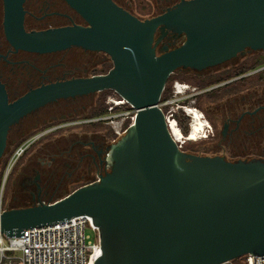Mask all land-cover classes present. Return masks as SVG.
<instances>
[{"label":"water","instance_id":"obj_1","mask_svg":"<svg viewBox=\"0 0 264 264\" xmlns=\"http://www.w3.org/2000/svg\"><path fill=\"white\" fill-rule=\"evenodd\" d=\"M66 1L89 27L27 33L24 0H5L10 43L39 53L102 51L113 68L43 86L13 105L2 101L0 158L11 125L60 99L112 90L137 110L135 123L112 146L110 171L99 181L54 202L4 210L0 233L25 237V230L87 216L100 228L95 264H226L264 256V160L186 154L160 107L178 70H204L246 50L264 53V0H192L147 21L112 0ZM160 25L185 33L186 42L157 54Z\"/></svg>","mask_w":264,"mask_h":264},{"label":"flooded vegetation","instance_id":"obj_2","mask_svg":"<svg viewBox=\"0 0 264 264\" xmlns=\"http://www.w3.org/2000/svg\"><path fill=\"white\" fill-rule=\"evenodd\" d=\"M112 1L140 21H147L175 11L184 2L192 0ZM23 9V24L27 33L90 26L66 0H24ZM5 14V0H0V114L4 100L13 105L43 86L105 74L108 54L102 51L80 47L49 53L16 49L7 37ZM186 40L185 33L169 25H160L155 32L154 47L160 55L182 46ZM254 52L246 50L243 55L204 70L180 69L185 72L184 75L197 81L193 87L187 85L188 89L179 96L181 104L178 97L176 103L180 112H185L188 107L198 110L199 105L205 111L204 117H210L215 126V129H207L206 136L199 141L186 139L183 152L196 156H219L231 162L258 160H248L245 154L259 149L264 143V65L239 62L255 56ZM91 64L102 66L101 72L90 75L88 66ZM83 97L49 103L11 125L5 152L0 158V176L11 154L8 151L17 150L19 155L10 200L0 202L4 210L27 208L65 198L80 187L99 181L110 171L112 146L119 140L109 142L107 138L89 137L88 132L79 136L73 131L80 129L76 126L97 130V124H91L93 120L77 119L87 109V105L79 101ZM213 98L224 101V107L217 115L210 114L209 109L200 105V102L203 104ZM214 103L210 102V105ZM187 117L190 126L191 117ZM201 141L216 142L218 151L222 152L204 155L189 148ZM224 151H230L231 157ZM77 184L82 185L75 188Z\"/></svg>","mask_w":264,"mask_h":264},{"label":"built area","instance_id":"obj_3","mask_svg":"<svg viewBox=\"0 0 264 264\" xmlns=\"http://www.w3.org/2000/svg\"><path fill=\"white\" fill-rule=\"evenodd\" d=\"M187 89V84L176 82L173 85V94L165 101H161L160 105L165 113L169 131L181 150L186 139L192 141L191 138L194 135H198L200 138L206 136L205 128L199 131L194 128L196 123L194 111H198L192 107L185 108L186 114L191 117L188 135L177 140L178 138L173 132L175 127L181 131L177 117L180 107L178 104L175 106V104L177 98ZM110 102L113 105L110 112H113L116 108L130 106V112L125 115H132L129 127L135 123L137 110L125 99L120 97L118 100L110 99ZM168 107L169 109H167ZM200 114L204 118L203 113ZM204 126L210 130L212 128L207 121ZM127 131L128 129L123 130L121 127L117 134L122 135ZM3 211L4 209L0 204V213ZM88 228L96 233L95 241L92 240L91 235L87 234ZM100 250V228L95 225L92 217L87 216L75 217L61 223L25 230V237H9L0 233V264H4L5 261L6 264H95ZM245 257H247V264H264V256L246 255Z\"/></svg>","mask_w":264,"mask_h":264},{"label":"rangeland","instance_id":"obj_4","mask_svg":"<svg viewBox=\"0 0 264 264\" xmlns=\"http://www.w3.org/2000/svg\"><path fill=\"white\" fill-rule=\"evenodd\" d=\"M256 54H254L255 56H251L249 58H247L246 60H239L240 61H247V62H251V63H257V61L263 59L264 53L262 51H256L254 52ZM256 56H262L259 59H253V57ZM235 61V60H233ZM231 61V62H233ZM237 61V60H236ZM238 62V61H237ZM106 65H112L111 69L113 68V62L110 58V56L108 55V60H107V64ZM89 68V74L93 75L96 73H100L101 69L103 68L102 66H100L99 64H91L90 66H88ZM107 74V73H105ZM185 72L177 71L175 74H173L171 76V82L167 83L166 88H170L171 93L170 96L173 94V85L176 82H179L181 84H187V85H191L192 87L197 85V81L193 78H191L190 76L184 75ZM246 94V93H245ZM244 94V95H245ZM110 99L112 100H118L120 99V96L112 90H106L100 93H96V94H91L88 96H85L83 98H80L79 101L82 104H86L87 105V109L83 110L82 113L78 116L77 119L80 120H86V119H91L93 120V123H95V125L97 126V130L96 131H90L87 130V128H81L80 126H76L79 127L80 129H74V132L79 133V136H81L84 133H89V137H101L103 140L104 138H107V140L109 142H114V140L118 141L120 140L125 134L122 133V135H118L117 131L121 130V127L123 128V130L128 129L130 123H131V114L129 115H125L128 112H130V106H124L121 108H116L113 112H110L111 108H112V103L110 102ZM178 99V98H177ZM179 104H181L180 101V97H179ZM210 102H215L213 106L210 105ZM175 104V103H174ZM209 104V105H208ZM200 105L206 109H209V113L212 115H217L221 109L224 107V101L222 98L220 99H216L213 98V100H209L206 103L200 102ZM102 106H105L106 109L105 111L107 112L106 114L100 116V117H94V112L98 111ZM175 106H177V103L175 104ZM197 111L200 113L205 114V111L199 107V105H197ZM210 107H212V109H210ZM177 117H185L188 118L186 113L181 110V112L179 113V116ZM77 120V121H80ZM204 123L207 121L209 122V124L211 125L212 128L215 129L214 123H212L210 117H204L202 120ZM94 125V126H95ZM84 126V125H82ZM206 128V127H205ZM211 128V129H212ZM207 130V128L205 129V131ZM86 135V134H85ZM77 137V136H75ZM264 139V137L262 138ZM191 149L195 150L198 153H202V154H210V155H214L217 152H222V151H218L217 148V143L216 142H197V143H193L190 145ZM17 150H14L13 152H11L10 150L8 151V154H10V156L8 157L6 166L4 168V171L2 173V175L0 176V202H2V200H6L9 199L10 196V189L12 186V181L14 178V171L16 168V165L18 164V155L16 154ZM224 154H227V156L231 157V153L230 151H224ZM245 157L249 160L251 159H258V160H264V143L262 145H260L259 149H252L249 152H246ZM82 184H77L75 186L79 187ZM10 200V199H9ZM58 199H56L55 201H57ZM54 202V201H52ZM87 234L91 235L92 240L95 241L96 239V233L93 232L91 229H87ZM4 264H6V261L4 262ZM230 264H247V257L243 256L241 258H238L236 260H233Z\"/></svg>","mask_w":264,"mask_h":264},{"label":"trees","instance_id":"obj_5","mask_svg":"<svg viewBox=\"0 0 264 264\" xmlns=\"http://www.w3.org/2000/svg\"><path fill=\"white\" fill-rule=\"evenodd\" d=\"M256 65H258V66H263L264 65V56H263V59L257 61ZM111 66L112 65H105L103 73H108L111 70ZM169 82H171V77L169 78L168 83ZM170 93H171L170 88L169 89L166 88L165 91H164V94L162 96V100L161 101L163 102L166 99H168L169 96H170ZM105 109H106V107L102 106L98 111H95L94 112V115H95L94 117H100V116L106 114L107 112L105 111ZM178 119H179V124H180V126L182 128L183 133L184 134H188L189 131H190V126H189L188 119L185 118V117H183V118H181V117L179 118L178 117Z\"/></svg>","mask_w":264,"mask_h":264},{"label":"bare ground","instance_id":"obj_6","mask_svg":"<svg viewBox=\"0 0 264 264\" xmlns=\"http://www.w3.org/2000/svg\"><path fill=\"white\" fill-rule=\"evenodd\" d=\"M195 114V118H196V123H195V130L199 131V130H203L205 128L204 126V122L202 121V115L199 112L194 111ZM175 136L178 138L177 140L183 139L184 135L182 133V131H180V129L178 128H174L173 130ZM192 141H199L200 137L198 135H194V137L191 138Z\"/></svg>","mask_w":264,"mask_h":264}]
</instances>
